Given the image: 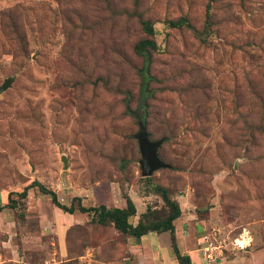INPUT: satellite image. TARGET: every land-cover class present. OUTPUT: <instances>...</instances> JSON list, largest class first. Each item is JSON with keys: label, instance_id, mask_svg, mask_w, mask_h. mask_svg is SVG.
I'll return each instance as SVG.
<instances>
[{"label": "rangeland", "instance_id": "374dc122", "mask_svg": "<svg viewBox=\"0 0 264 264\" xmlns=\"http://www.w3.org/2000/svg\"><path fill=\"white\" fill-rule=\"evenodd\" d=\"M180 18L190 27L169 24ZM146 24L158 49L144 121L170 165L150 179L137 110ZM7 79L0 201L18 205L0 211V264H175L170 234L131 238L39 188L16 194L34 181L65 206L113 208L127 194L153 222L169 214L153 186L166 187L179 248L202 264L208 244L212 264H250L264 246V0H0Z\"/></svg>", "mask_w": 264, "mask_h": 264}, {"label": "trees", "instance_id": "16d2710c", "mask_svg": "<svg viewBox=\"0 0 264 264\" xmlns=\"http://www.w3.org/2000/svg\"><path fill=\"white\" fill-rule=\"evenodd\" d=\"M210 6L211 5H209L207 8V19L210 18V8H211ZM169 24L173 28H181L184 26L190 27V24L188 23V20L186 18H180L177 21H171L169 22ZM145 31L146 33L149 34L150 38L141 41L136 46V53L143 58V65L139 72L141 76V85L139 90L137 110L140 113V117L142 118L139 121L140 134L141 132H145L150 141L156 142L149 138L148 132L146 130V121L144 120L146 118L148 100L150 99L151 96L150 85L153 81V77L151 75V64H152L151 51L157 50L158 45L154 39L155 37L154 28L146 24ZM159 149H158V156H159ZM159 158L161 159L160 156ZM146 179H150V178L147 177ZM153 187L155 192L161 195L164 202L169 208V214L166 217V219L163 221H154V222L149 221L148 220L149 212H146L141 214L139 216L138 222L135 223V217L137 216V208L133 199L127 194L124 195V198L126 200V207L124 208H119V207L108 208L105 205L86 207L81 204L79 198L74 199L71 206H65L59 202L56 193L46 188L42 183L38 181H34L29 186H27L22 192L16 194L20 198L25 199L28 197V192L30 189L39 188L40 192H42L45 195L51 196L53 203L64 212L69 214H75L77 211H80L83 214L92 215L93 221L101 225L112 224L114 225L115 229L118 232L127 235L131 238L142 239L144 237H148L152 233H156L159 235L169 233L171 238V247L178 264H194L191 256L187 253H183L178 245L175 222L182 216V210L180 208L179 202L171 197L170 190L168 188L159 185H155ZM12 195L13 194H10L9 196L8 204L3 205L0 201V211H3L4 209L7 208H13L18 205L17 200L12 199ZM76 200L79 201L78 207L74 205Z\"/></svg>", "mask_w": 264, "mask_h": 264}, {"label": "water", "instance_id": "95a60500", "mask_svg": "<svg viewBox=\"0 0 264 264\" xmlns=\"http://www.w3.org/2000/svg\"><path fill=\"white\" fill-rule=\"evenodd\" d=\"M11 84L12 80L7 79L5 83L0 86V94L8 90ZM139 142L142 155L140 164L143 177H151L156 171L170 167L169 164L163 162L158 156V149L163 143L162 140L152 142L148 139L145 132H141V135L139 136Z\"/></svg>", "mask_w": 264, "mask_h": 264}, {"label": "crops", "instance_id": "0c3cea01", "mask_svg": "<svg viewBox=\"0 0 264 264\" xmlns=\"http://www.w3.org/2000/svg\"><path fill=\"white\" fill-rule=\"evenodd\" d=\"M119 208H124V207H126V204L125 205H120V206H118ZM139 219V218H138ZM135 223H137L138 222V220H137V216L135 217ZM175 225H176V235H177V238H179L180 239V237H183L182 236V233H181V235H180V228L178 227V225L175 223ZM169 235V233H165V235ZM167 235V236H168ZM166 236V242H169L170 240H169V238H170V236H169V238ZM171 239V238H170ZM167 245V244H166ZM184 253H186V252H184ZM189 255L191 256V258H192V260H193V262H194V264H202L201 263V261H200V259L198 258V257H194L192 254H190L189 253ZM247 257H248V260H250L251 262H250V264H264V246H262L261 248H258V249H254L249 255H247ZM235 260V259H234ZM231 261V262H229V263H226V264H241L242 263V261H244L243 259H239V260H235V261ZM247 260V261H248ZM172 261H174V259H172ZM246 261V260H245ZM175 262V264H178V262L175 260L174 261ZM247 263V262H246ZM163 264H167L166 262H164L163 261Z\"/></svg>", "mask_w": 264, "mask_h": 264}, {"label": "built area", "instance_id": "2783aa9c", "mask_svg": "<svg viewBox=\"0 0 264 264\" xmlns=\"http://www.w3.org/2000/svg\"><path fill=\"white\" fill-rule=\"evenodd\" d=\"M211 246H207L205 248H202L204 252V259L208 262V264H212L215 261V256H214V250L216 246H213L212 244H208Z\"/></svg>", "mask_w": 264, "mask_h": 264}]
</instances>
